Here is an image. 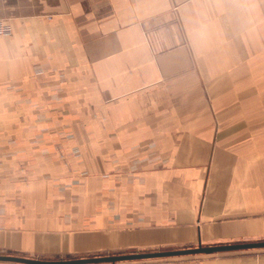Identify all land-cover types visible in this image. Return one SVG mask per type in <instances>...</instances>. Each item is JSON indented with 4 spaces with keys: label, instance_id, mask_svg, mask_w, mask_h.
<instances>
[{
    "label": "crops",
    "instance_id": "crops-1",
    "mask_svg": "<svg viewBox=\"0 0 264 264\" xmlns=\"http://www.w3.org/2000/svg\"><path fill=\"white\" fill-rule=\"evenodd\" d=\"M0 22V252L264 239V0H0Z\"/></svg>",
    "mask_w": 264,
    "mask_h": 264
},
{
    "label": "water",
    "instance_id": "water-1",
    "mask_svg": "<svg viewBox=\"0 0 264 264\" xmlns=\"http://www.w3.org/2000/svg\"><path fill=\"white\" fill-rule=\"evenodd\" d=\"M264 250L263 240L240 241L227 244L202 245L192 248L166 249L154 251H132L108 253L91 256H74L65 258H41L21 256L0 252L3 264H121L129 262L151 261L175 257L219 255L236 252Z\"/></svg>",
    "mask_w": 264,
    "mask_h": 264
},
{
    "label": "built area",
    "instance_id": "built-area-1",
    "mask_svg": "<svg viewBox=\"0 0 264 264\" xmlns=\"http://www.w3.org/2000/svg\"><path fill=\"white\" fill-rule=\"evenodd\" d=\"M8 33H9V28L3 22H0V35L8 34Z\"/></svg>",
    "mask_w": 264,
    "mask_h": 264
}]
</instances>
